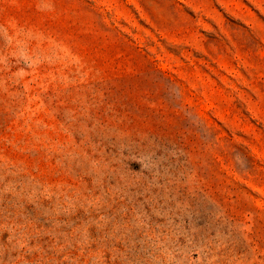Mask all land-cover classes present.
Segmentation results:
<instances>
[{"label": "rangeland", "instance_id": "obj_1", "mask_svg": "<svg viewBox=\"0 0 264 264\" xmlns=\"http://www.w3.org/2000/svg\"><path fill=\"white\" fill-rule=\"evenodd\" d=\"M0 264H264V0H0Z\"/></svg>", "mask_w": 264, "mask_h": 264}]
</instances>
